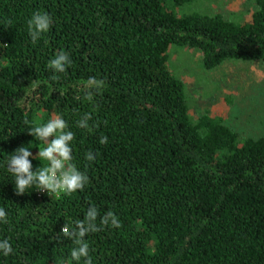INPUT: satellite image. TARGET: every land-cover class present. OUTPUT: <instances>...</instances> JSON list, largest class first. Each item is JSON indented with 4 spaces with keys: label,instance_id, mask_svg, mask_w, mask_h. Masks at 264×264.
<instances>
[{
    "label": "trees",
    "instance_id": "obj_1",
    "mask_svg": "<svg viewBox=\"0 0 264 264\" xmlns=\"http://www.w3.org/2000/svg\"><path fill=\"white\" fill-rule=\"evenodd\" d=\"M199 1L0 0V240L13 247L0 264H77L61 229L93 205L98 225L109 211L122 224L85 237L93 264H264V135L191 117L169 67L173 47L199 52L207 70L264 61V0H245L242 22L189 8ZM35 12L53 23L34 44ZM60 50L72 61L64 73L49 68ZM90 77L105 81L92 101ZM85 113L90 131L77 127ZM53 115L75 133L72 163L89 183L59 198L35 186L16 195L7 161L21 146L36 157L47 145L29 130ZM33 157V171L47 166Z\"/></svg>",
    "mask_w": 264,
    "mask_h": 264
},
{
    "label": "clouds",
    "instance_id": "obj_2",
    "mask_svg": "<svg viewBox=\"0 0 264 264\" xmlns=\"http://www.w3.org/2000/svg\"><path fill=\"white\" fill-rule=\"evenodd\" d=\"M9 23L11 22L9 21ZM52 23V17L48 13H33L32 18L28 20V31L34 44L43 33H47L50 30ZM3 46L6 47L7 44H3ZM71 64L69 53L60 50L55 58L49 61V68L56 73H64L66 72V66ZM51 79L58 80L59 76L53 75ZM104 86V80L90 77L85 82V88L89 90L85 98L92 101V90L99 91ZM91 119V113H85L77 121V127L90 131L89 121ZM24 123L29 124L30 121L25 119ZM29 134L45 142L47 146L39 148L36 157H33V153L25 146L18 147L9 157L7 170L15 176L16 195H23L27 189L33 186L41 191L46 190L50 196L57 198L61 195L70 196L78 190L83 191L89 183V177L72 163L73 149L71 144L75 139V133L69 129L68 122L60 115H53L46 123L31 127ZM52 137L54 138L50 139ZM99 142L106 144L108 142L107 136L101 137ZM30 157L46 160L48 164L33 171ZM85 159L90 162L94 161L96 154L88 151L85 154ZM98 216L99 210L93 205L88 208L83 220H77L74 223L66 222L61 229L63 236L71 239L75 245L70 255L77 264L82 259L83 264H93V259L90 255V244L85 240L88 234L100 232L109 223L113 228L122 227L118 216L112 211L107 212L100 218L99 225L97 224ZM0 222L8 223L7 212L4 208H0ZM0 252L5 257L13 253V247L9 239L0 240Z\"/></svg>",
    "mask_w": 264,
    "mask_h": 264
},
{
    "label": "rangeland",
    "instance_id": "obj_3",
    "mask_svg": "<svg viewBox=\"0 0 264 264\" xmlns=\"http://www.w3.org/2000/svg\"><path fill=\"white\" fill-rule=\"evenodd\" d=\"M189 8L236 22L253 11L245 0H202ZM169 67L185 85L191 117H220L239 139L264 135V61L231 60L207 70L199 52L173 47Z\"/></svg>",
    "mask_w": 264,
    "mask_h": 264
},
{
    "label": "built area",
    "instance_id": "obj_4",
    "mask_svg": "<svg viewBox=\"0 0 264 264\" xmlns=\"http://www.w3.org/2000/svg\"><path fill=\"white\" fill-rule=\"evenodd\" d=\"M47 192V191H46ZM45 191H42V193L37 192L38 194H47Z\"/></svg>",
    "mask_w": 264,
    "mask_h": 264
}]
</instances>
